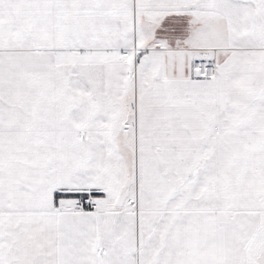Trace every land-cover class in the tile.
I'll use <instances>...</instances> for the list:
<instances>
[{"label": "snow or ice", "instance_id": "snow-or-ice-1", "mask_svg": "<svg viewBox=\"0 0 264 264\" xmlns=\"http://www.w3.org/2000/svg\"><path fill=\"white\" fill-rule=\"evenodd\" d=\"M0 264H264V0H0Z\"/></svg>", "mask_w": 264, "mask_h": 264}]
</instances>
